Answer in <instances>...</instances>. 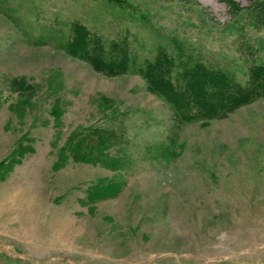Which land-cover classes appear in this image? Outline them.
<instances>
[{
	"label": "rangeland",
	"instance_id": "1",
	"mask_svg": "<svg viewBox=\"0 0 264 264\" xmlns=\"http://www.w3.org/2000/svg\"><path fill=\"white\" fill-rule=\"evenodd\" d=\"M128 1L145 14L0 0V264H264V96L181 122L141 75L68 53L57 22L149 57L176 34L241 82L264 25L225 0Z\"/></svg>",
	"mask_w": 264,
	"mask_h": 264
},
{
	"label": "trees",
	"instance_id": "2",
	"mask_svg": "<svg viewBox=\"0 0 264 264\" xmlns=\"http://www.w3.org/2000/svg\"><path fill=\"white\" fill-rule=\"evenodd\" d=\"M108 1L121 9H130V14L136 10L143 14L128 0ZM225 1L238 21L244 16L246 20L264 25V0H251L249 6H240L234 0ZM57 23L61 30L64 27L68 30L67 41L62 45L68 53L88 61L107 75L128 72L141 75L148 89L162 96L181 122L222 118L241 104L264 96V62H249L247 79L241 82L232 71L213 68L176 34L170 33L169 45H157L149 57L132 45L127 33L120 32L104 47L101 41L105 36L85 23L78 20ZM86 46H91L89 52L84 49Z\"/></svg>",
	"mask_w": 264,
	"mask_h": 264
}]
</instances>
